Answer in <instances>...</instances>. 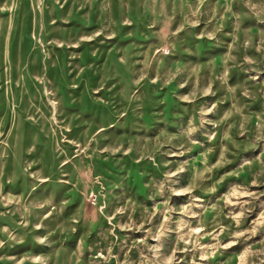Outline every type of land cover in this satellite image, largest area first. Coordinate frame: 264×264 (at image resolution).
Segmentation results:
<instances>
[{"label":"rangeland","instance_id":"374dc122","mask_svg":"<svg viewBox=\"0 0 264 264\" xmlns=\"http://www.w3.org/2000/svg\"><path fill=\"white\" fill-rule=\"evenodd\" d=\"M0 264H264V0H0Z\"/></svg>","mask_w":264,"mask_h":264}]
</instances>
